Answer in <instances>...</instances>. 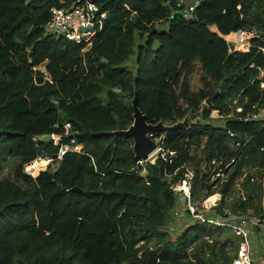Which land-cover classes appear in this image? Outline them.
Here are the masks:
<instances>
[{
	"label": "trees",
	"instance_id": "1",
	"mask_svg": "<svg viewBox=\"0 0 264 264\" xmlns=\"http://www.w3.org/2000/svg\"><path fill=\"white\" fill-rule=\"evenodd\" d=\"M91 1L107 17L83 54L46 35L58 1L0 0V264H232L241 238L230 229L190 224L173 239L169 183L193 168L196 200L217 189L219 213L264 227V0H200L193 21L178 0ZM241 32L249 46L234 50L227 37ZM135 93L149 124L201 114L205 124L159 134L172 163L140 166L115 133L133 124ZM72 141L82 152L57 161ZM38 158L57 170L25 174Z\"/></svg>",
	"mask_w": 264,
	"mask_h": 264
},
{
	"label": "built area",
	"instance_id": "2",
	"mask_svg": "<svg viewBox=\"0 0 264 264\" xmlns=\"http://www.w3.org/2000/svg\"><path fill=\"white\" fill-rule=\"evenodd\" d=\"M32 0H26L30 3ZM59 2V7H54L51 10V20L46 26V35L57 38H65L77 45H84L82 53H87L92 47L96 39L104 30V21L107 13L103 12L91 0H55ZM200 0H178V7L181 8L180 14L187 21L196 19L194 13L196 8L200 5ZM157 28L161 30H168V23H158ZM246 32H241V36H245ZM239 34V35H240ZM40 69L46 73L45 67ZM264 70L261 71V74ZM46 80L52 81L49 78ZM204 104H206L204 102ZM241 112L242 109H238ZM70 124L64 125L68 135L71 130ZM52 140L61 142L62 138L51 135ZM149 137L157 144V150L149 156L147 160L139 161V165L144 167L147 164H155L160 158L169 163L173 162L177 154L174 151L165 150L163 148V141L165 137L159 134H150ZM83 147L72 141L70 144H63L57 155V161L68 152L81 153ZM40 159V160H39ZM42 161L38 158L36 161L27 164L24 167L25 174L36 178L33 173L35 171L36 163ZM53 159H47V166L53 164ZM215 164V163H214ZM58 166V164H56ZM48 170V169H47ZM221 173V171H220ZM217 176L220 177L221 174ZM146 175V170L143 176ZM194 173L188 169L183 178L174 183H169V189L177 198V205L175 210V218L178 222H185L189 224H199L214 226L221 229H230L233 233L241 238L239 249L232 264H264V260L258 263L255 260V250L258 244L264 249V227L260 224V220L252 214L237 216L230 211H226L227 215H222L218 212V207L221 201V195L213 203H210L212 195L203 200L201 204L197 203L193 196L192 179ZM149 184V183H147ZM214 196V195H213Z\"/></svg>",
	"mask_w": 264,
	"mask_h": 264
},
{
	"label": "water",
	"instance_id": "3",
	"mask_svg": "<svg viewBox=\"0 0 264 264\" xmlns=\"http://www.w3.org/2000/svg\"><path fill=\"white\" fill-rule=\"evenodd\" d=\"M212 99L205 101L207 106H210ZM133 107V124L129 129L125 131L115 132L117 135L129 137L133 140V151L135 158L138 161L147 160L157 150V144L149 137L150 134H161L171 131L179 130L182 127L187 126L188 117L184 121H180L175 125L169 126L162 122L153 125L147 122L146 116L142 113L138 106V94L135 93L134 99L132 100ZM52 136L47 135L41 137V141L50 142ZM73 192H83L82 190L75 187Z\"/></svg>",
	"mask_w": 264,
	"mask_h": 264
},
{
	"label": "rangeland",
	"instance_id": "4",
	"mask_svg": "<svg viewBox=\"0 0 264 264\" xmlns=\"http://www.w3.org/2000/svg\"><path fill=\"white\" fill-rule=\"evenodd\" d=\"M251 37V34L250 33H248V32H246L245 33V36L243 37V36H241V34L240 35H230V36H228L227 37V41L230 43V44H232L233 46H232V48L234 49V50H240V49H246V48H248V46H249V38ZM260 78H264V71L262 72V74L260 75ZM211 118H212V124H214V125H216V126H218V127H224V125H225V123H226V120L224 119V118H222L221 116H219V114L217 113V112H215V113H212V115H211ZM255 118H258V119H264V108L263 109H261L260 111H259V114H258V116L257 117H255ZM198 124V123H201V124H205V122L202 120V117H201V114L199 113V114H196V115H191L190 117H188V124ZM187 124V125H188ZM198 156L199 157H202V152H201V150L200 151H198ZM40 160V159H39ZM38 160V161H39ZM41 160L43 161V162H47V158H41ZM42 161H39V165H38V167H37V169H39V171H46L48 168H51V171H56L57 170V168H58V166L57 165H55V164H49L48 166H47V164H45V163H43ZM202 167H203V170L204 171H206V174L207 173H209V170H210V165H208L207 163H203V165H202ZM191 168H192V166H191ZM37 169L35 170V171H37ZM193 169V168H192ZM191 169V170H192ZM10 171L11 172H13L14 171V168H10ZM34 171V172H35ZM194 171V170H193ZM221 174V176H222V173H220ZM218 176L216 175H214V176H212L211 177V179H212V181H214L216 178H217ZM238 190H239V188H237V192H238ZM215 192L212 194V196L213 197H211V199H210V201H215V200H217L218 198H219V196L218 195H216V194H218V193H216L217 192V189H215L214 190ZM206 190H204L202 193H201V198L199 199V200H196L197 201V203H199V204H201L202 202H203V200H205V194H206ZM208 200V199H207ZM263 204H264V201H263ZM176 222V221H175ZM177 223V225H176V230H174V232H172L171 234H172V237H173V239H175V238H177L178 237V235H179V233L181 232V231H183L185 228H187V227H190L189 225V223H183V222H176ZM185 227V228H184ZM184 228V229H183ZM258 246V248L255 250V260L258 262V263H261V262H263V260H264V258L262 259L260 256L261 255H263L264 256V249L261 247V245L260 244H258L257 245Z\"/></svg>",
	"mask_w": 264,
	"mask_h": 264
},
{
	"label": "bare ground",
	"instance_id": "5",
	"mask_svg": "<svg viewBox=\"0 0 264 264\" xmlns=\"http://www.w3.org/2000/svg\"><path fill=\"white\" fill-rule=\"evenodd\" d=\"M42 162H43V161H42ZM43 163L47 164V162H43ZM38 165H39V163H36V165H35V168H36V169H37ZM36 169H35V170H36ZM39 172H40L39 169H37V171H35V172L33 173V175L36 176V175H38ZM212 197H213V196H212ZM209 202H210V203H213L214 201H210V200H209Z\"/></svg>",
	"mask_w": 264,
	"mask_h": 264
},
{
	"label": "crops",
	"instance_id": "6",
	"mask_svg": "<svg viewBox=\"0 0 264 264\" xmlns=\"http://www.w3.org/2000/svg\"><path fill=\"white\" fill-rule=\"evenodd\" d=\"M232 35H235V34H232ZM215 112H217V111H214L213 113H215ZM217 113H218V112H217ZM218 114H219V113H218ZM260 257H261V258H262V257L264 258V256H263V255H261ZM263 258H262V259H263Z\"/></svg>",
	"mask_w": 264,
	"mask_h": 264
}]
</instances>
